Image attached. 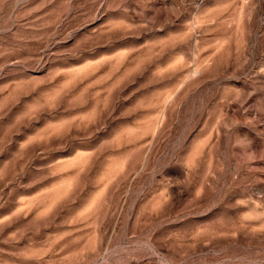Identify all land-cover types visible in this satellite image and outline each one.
Listing matches in <instances>:
<instances>
[{
	"label": "rangeland",
	"instance_id": "obj_1",
	"mask_svg": "<svg viewBox=\"0 0 264 264\" xmlns=\"http://www.w3.org/2000/svg\"><path fill=\"white\" fill-rule=\"evenodd\" d=\"M0 264H264V0H0Z\"/></svg>",
	"mask_w": 264,
	"mask_h": 264
}]
</instances>
